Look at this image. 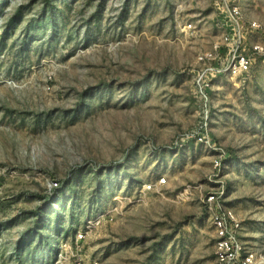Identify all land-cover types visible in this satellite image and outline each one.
<instances>
[{
  "label": "rangeland",
  "instance_id": "374dc122",
  "mask_svg": "<svg viewBox=\"0 0 264 264\" xmlns=\"http://www.w3.org/2000/svg\"><path fill=\"white\" fill-rule=\"evenodd\" d=\"M215 4L0 0V264H219L221 191L264 264V61L200 98Z\"/></svg>",
  "mask_w": 264,
  "mask_h": 264
},
{
  "label": "built area",
  "instance_id": "2783aa9c",
  "mask_svg": "<svg viewBox=\"0 0 264 264\" xmlns=\"http://www.w3.org/2000/svg\"><path fill=\"white\" fill-rule=\"evenodd\" d=\"M215 5L222 11L221 21L226 24V30L212 50L202 53L199 59L202 66L196 72L195 81L200 98L205 101L208 100L206 91L213 77L219 74L245 76L251 71L258 57L264 61V45L248 42L249 36L261 27L260 22L253 20L245 23L244 10L236 0H216ZM213 55L221 57L214 65L207 62ZM146 187L151 189L152 184ZM222 193L209 192L206 195V201L216 206L212 216L216 235V260L219 264H262V258L248 250L241 240V221L234 212L224 206Z\"/></svg>",
  "mask_w": 264,
  "mask_h": 264
}]
</instances>
